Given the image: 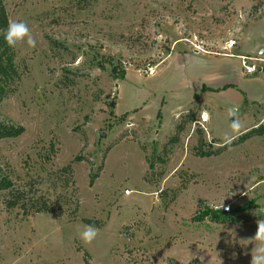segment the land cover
I'll list each match as a JSON object with an SVG mask.
<instances>
[{"label": "rangeland", "instance_id": "1", "mask_svg": "<svg viewBox=\"0 0 264 264\" xmlns=\"http://www.w3.org/2000/svg\"><path fill=\"white\" fill-rule=\"evenodd\" d=\"M5 3L36 46L14 47L0 128L23 131L0 138V180L31 182L51 211L0 191V264H250L264 135L239 140L264 124V0ZM68 165L65 186L52 174Z\"/></svg>", "mask_w": 264, "mask_h": 264}, {"label": "trees", "instance_id": "2", "mask_svg": "<svg viewBox=\"0 0 264 264\" xmlns=\"http://www.w3.org/2000/svg\"><path fill=\"white\" fill-rule=\"evenodd\" d=\"M10 20L9 15L6 8L5 0H0V101L4 98L7 93V85L17 79L19 80L20 76L15 63V51L14 47H10L5 39L4 32L8 27ZM122 77H125V74H122ZM229 87H235L233 84L226 85L222 88L225 90ZM245 103L248 102L246 95L244 96ZM190 120H194L191 118ZM22 128H17L14 126L9 127H1L0 128V138L4 137H15L22 133ZM264 135V124L258 126L255 129H252L246 133H244L240 137V142H243L247 139H250L254 136ZM203 144V140H200V145ZM198 153L200 155H211L212 152H204L198 149ZM73 173L72 167L70 165L65 166L59 169L56 172H53L52 175L59 176L62 175L64 177L65 186L73 185L74 182H70V178L67 176ZM64 175V176H63ZM96 175H92L91 183H94ZM7 190L8 194L5 199V205L8 209L19 208L23 211L24 214L29 213H48L51 211V200L46 198V195H38V190H34V186L31 182L27 183L23 187H17L13 183L11 179L2 178L0 180V191ZM71 196L73 198V209L74 215L79 211V200L77 198L75 190L71 192ZM226 213V212H224ZM87 224L93 225L91 220H85Z\"/></svg>", "mask_w": 264, "mask_h": 264}, {"label": "clouds", "instance_id": "3", "mask_svg": "<svg viewBox=\"0 0 264 264\" xmlns=\"http://www.w3.org/2000/svg\"><path fill=\"white\" fill-rule=\"evenodd\" d=\"M4 39L10 47H16L18 44H27L29 47L36 46V40L31 34V30L28 24L24 21H10L7 29L4 32ZM233 117H235V110H231ZM206 118L208 114H205ZM242 128V123L239 119L233 118L231 123V129L233 133H238ZM225 144L232 143V136L225 135ZM99 229L93 225H86L83 231L80 232V239L85 244H91L93 240L98 236ZM248 241L252 243L251 249V260L250 264H264V220L257 221V229L253 236L247 238ZM193 256V255H192ZM194 258V256H193ZM235 258V253L233 254ZM201 264L204 262V258L200 257ZM221 261V260H220ZM210 264V261L208 262ZM221 264L223 262L221 261Z\"/></svg>", "mask_w": 264, "mask_h": 264}, {"label": "built area", "instance_id": "4", "mask_svg": "<svg viewBox=\"0 0 264 264\" xmlns=\"http://www.w3.org/2000/svg\"><path fill=\"white\" fill-rule=\"evenodd\" d=\"M243 66L245 67L246 72H247L248 74H253V73L256 71V65H255V64L249 65V64H247L245 61H243ZM153 72H154V71H153L152 69H150V73H153ZM125 193H126V194H130L131 191L127 189V190L125 191ZM223 209H224L225 211H230V205L224 206Z\"/></svg>", "mask_w": 264, "mask_h": 264}, {"label": "bare ground", "instance_id": "5", "mask_svg": "<svg viewBox=\"0 0 264 264\" xmlns=\"http://www.w3.org/2000/svg\"><path fill=\"white\" fill-rule=\"evenodd\" d=\"M205 114H207V113H205ZM208 119H209V118H206V117L204 116V120H205V121H208Z\"/></svg>", "mask_w": 264, "mask_h": 264}, {"label": "water", "instance_id": "6", "mask_svg": "<svg viewBox=\"0 0 264 264\" xmlns=\"http://www.w3.org/2000/svg\"><path fill=\"white\" fill-rule=\"evenodd\" d=\"M232 120H233V118H232Z\"/></svg>", "mask_w": 264, "mask_h": 264}, {"label": "crops", "instance_id": "7", "mask_svg": "<svg viewBox=\"0 0 264 264\" xmlns=\"http://www.w3.org/2000/svg\"><path fill=\"white\" fill-rule=\"evenodd\" d=\"M256 102V101H255Z\"/></svg>", "mask_w": 264, "mask_h": 264}]
</instances>
